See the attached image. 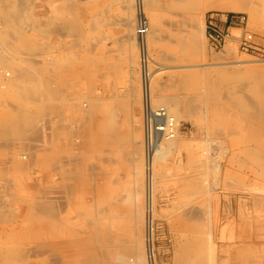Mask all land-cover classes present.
<instances>
[{"label":"rangeland","instance_id":"rangeland-1","mask_svg":"<svg viewBox=\"0 0 264 264\" xmlns=\"http://www.w3.org/2000/svg\"><path fill=\"white\" fill-rule=\"evenodd\" d=\"M124 1L0 0V31L9 32L5 39L14 44L7 41L10 43L8 44L5 39L0 38V70H10L12 75L15 74L12 68L6 66V64L10 65L9 61H13L14 58H11L14 56L17 65L23 68L27 65L28 68L25 69L28 71L30 69L29 72L45 67L48 60L44 59L56 56L65 62V71L67 68L68 74L62 76L65 80L69 78L70 80L67 81L73 85L72 88L68 86L69 89H66L69 93L65 91L68 99L77 101L73 104L78 107L68 114V117L71 116L70 122L66 124L67 127L65 126L66 134L71 137L73 146H66L67 148L62 150L59 143L54 142L56 141L54 138H58L57 132L52 134L55 127L51 133L52 126L47 125L49 123L47 113L35 111L42 97L31 96L32 100H30L28 98H31V94H25V99L22 94L20 95V88H27L24 85L27 81L22 80L17 89L16 87L2 89L0 86V132L6 129L11 133V137L9 131H5L8 134L0 133V139L2 138L0 140L2 166H0V264H93L87 257L88 254L91 256L96 251L98 254L104 252L107 255L105 251L109 252L108 250L118 254V248L127 249L133 245L135 235H139L141 245L145 244L144 216L147 212L139 50L134 44L137 55L135 62L132 63L129 60V53L133 45L126 40L128 30L124 27L127 19H134L131 34L135 37L136 10L131 8V5L133 2L132 7H135L136 0ZM255 1L260 12V21L257 25L251 23L248 12H236L246 13L249 18V29L264 39V8L262 9L264 0ZM155 2L158 6L156 10L161 18V26L155 43L149 44L151 56L156 63L154 67L156 76L153 80L154 103L161 106L164 94L181 98L178 105L183 117L180 119V134L186 141L192 142V146L183 148L180 154L172 150L164 162L166 168L160 175H163L162 178L158 176L153 218L155 264H192L199 261L202 264H264V169L261 170V167L256 165L255 158L248 157L243 152L235 155V152L238 153L235 128L241 127V124L236 122L235 113L242 112L235 107V100L240 99L238 95L241 93L246 95L250 93L238 87L243 80L235 78V73L222 75L220 71L223 68L229 70L230 65V69L235 68V63H227V61L253 59L258 62L260 58L242 54L239 50L236 56L228 54L227 44L238 46L235 39L228 40L221 51L212 50L205 35V17L211 10H207L202 15L192 7H172L167 4V0H155ZM66 4H72L73 8L71 5L70 10ZM17 8L18 14L23 16H17L18 14L15 13ZM13 12L18 17L15 20L18 22L16 27L18 32L31 37L27 42L28 49L25 46L19 47L17 55L13 39L16 33ZM32 19L35 24L32 23ZM69 19L73 20V23ZM64 22L66 27L72 23V29L76 26L78 28L71 29L72 31L68 29L69 27L66 29L63 27ZM49 23L57 27L53 33L46 34L45 29ZM53 27L52 30L55 29ZM237 34L238 32L235 31L234 35ZM192 39L196 41L191 44ZM133 43H136V40ZM47 44L54 49L49 50ZM8 51L12 52L11 57L7 54ZM33 52L35 54L31 55ZM6 54L9 57L5 56ZM32 56L34 57L32 61L31 58L28 60ZM223 56L227 57L224 59L226 63L222 59H215ZM24 58L32 65L34 62L37 66V61L42 65L39 64L40 66L35 68L27 60L26 63ZM3 60H6L5 64ZM66 62L71 65H66ZM159 67L166 68L160 70ZM248 73L259 76V80L264 81V64L255 63ZM1 80L0 77V85L3 82ZM209 81H212L214 86H210ZM131 82L136 84L139 94L140 103L136 104L135 112L141 122L131 123L129 128L132 131L136 129L135 133L139 135L138 141L142 142L137 148L139 154L131 153L128 144L123 141L122 144L114 143L115 145L113 142L109 145L111 141H103L94 123L100 121L103 114L86 112L85 108H80L86 103L90 105L88 102L91 100L90 97L96 96L98 92L107 98L113 94L119 95L124 104L126 89L128 90ZM157 83L165 87L162 92L158 89ZM69 94L72 96L70 97ZM8 101L17 108L16 106L12 108ZM110 102L111 100L108 103ZM191 106L196 109H192ZM14 108L16 110H13ZM42 113L47 117H41ZM40 119L42 121L40 123L44 122L46 126L44 123H37ZM118 119L119 130L122 131L120 134L123 133L124 136L128 132V126L122 122L131 120V117L125 113L122 116L121 112ZM254 120V126L255 124L262 126L256 119L252 122ZM92 122L95 126L91 125ZM33 125L36 129L40 126L43 128L42 131L40 128L37 133V130H33ZM19 126L24 130L29 129L31 134L28 136L30 132L24 131ZM252 128L253 125L250 131ZM22 132H26L24 134L27 135L24 136V140L20 137ZM42 134L45 138H42ZM16 136H18L17 140L13 139ZM50 136L52 141L47 142ZM263 136H260L255 144L263 141ZM261 152L264 155V149H261ZM24 153H30L27 159L31 160L29 163L19 158ZM62 158L74 162L72 166L70 164L64 166V169L71 167L70 169L74 171H72L74 179H66L73 188L67 194L63 188L65 183L62 182L63 174L61 176ZM135 158L140 160L134 161ZM238 158L244 159V164L245 160L247 163L240 166ZM19 159L25 163L22 165L24 170H20L17 165L18 162L22 163ZM3 167L6 168L5 171ZM138 169L141 175H137ZM159 169L157 165V172ZM191 175L200 179L203 184L201 189L192 190V186L188 185L189 181L186 179ZM261 191L263 192L258 195ZM33 201L41 203L49 201L54 207V212L52 211L51 216L39 217L41 220L38 216L29 219L26 210ZM138 210L139 219L136 221L134 215ZM68 216L70 220L73 218L72 223L66 222L65 225L63 223L69 219ZM94 216L98 217L94 219ZM53 221L55 227L57 223L59 224V230L55 227H53L55 230H50L48 224ZM66 226H71V229ZM60 227L62 230L64 228V231L61 232ZM70 230L74 233L71 234ZM104 232L107 234L104 235ZM105 257L100 258L101 264L108 263L109 258Z\"/></svg>","mask_w":264,"mask_h":264},{"label":"bare ground","instance_id":"bare-ground-1","mask_svg":"<svg viewBox=\"0 0 264 264\" xmlns=\"http://www.w3.org/2000/svg\"><path fill=\"white\" fill-rule=\"evenodd\" d=\"M6 1V0H5ZM24 1V0H23ZM29 1V0H28ZM126 1V0H125ZM124 1V2H125ZM132 1V0H131ZM135 1V0H134ZM158 1V0H157ZM68 2V1H67ZM128 2V1H127ZM22 3V2H21ZM26 3V2H25ZM170 4L172 7L173 6H176V7H192V8H195L196 10H198L202 15L207 11V10H218V11H223V12H236V11H246L249 13L250 15V21L251 23H253L254 25H257L260 21V12L258 10V7H257V2L255 0H167V4ZM135 4V7L133 5V2H132V5H131V8H134L136 10V20H135V23H136V26H135V29L137 27V23H138V17H139V11H141L142 13L145 14L146 18L148 19V22H149V25H150V29H149V32L148 34L146 35L145 37V41H146V44L149 48V44H153L155 43L156 41V38H157V35L159 34V29H160V26H161V18L159 16V13H157V10H156V7H158L155 2V0H136V2L134 3ZM168 4V5H169ZM32 5H33V2H32ZM72 4H66V6L70 7ZM130 6V4H129ZM128 6V8L130 9V7ZM263 6V5H262ZM29 7V6H28ZM33 7V6H32ZM56 7V6H55ZM63 7V6H62ZM67 7V8H68ZM73 8V5L71 6ZM71 7H70V10H71ZM127 7V5H126ZM22 8V7H21ZM25 8V6H24ZM30 8V7H29ZM59 8V7H58ZM66 8V7H65ZM264 7H262L263 9ZM26 9V8H25ZM7 10V9H6ZM20 10V9H19ZM68 11H70L69 9H67ZM63 11V10H62ZM264 11V9H263ZM67 12V11H66ZM18 14V8H17V11L15 12ZM20 13V12H19ZM61 13V12H60ZM14 14V12H13ZM12 13L10 14V16L13 15ZM67 15V13H66ZM18 17L19 16H23L21 14H18L17 15ZM16 17V14H14L12 16L13 20H17ZM64 18V17H63ZM31 19V17H30ZM34 19V18H33ZM32 19V20H33ZM72 19V18H71ZM126 19V18H125ZM19 20V19H18ZM31 20V21H32ZM36 20V19H35ZM53 20V19H52ZM150 20V21H149ZM56 21V20H55ZM69 21H73V20H70ZM133 21L134 19L132 18H129L127 19V21L125 22L124 24V27L128 30V33L126 35V40L130 42V44L132 43V48H131V51L129 53V60L134 63L136 58L135 56L137 55V52H136V47L134 46L137 45L138 47V39H137V36H136V30H135V37L133 34H131V29L133 27ZM10 22V20H9ZM67 22V21H66ZM32 23H34V20L32 21ZM68 23V22H67ZM73 23V22H72ZM72 23H70V25H68L67 27H69L68 29H72ZM17 24L18 22H14V29H16L17 27ZM35 24V23H34ZM33 24V27H35V25ZM54 24V22H53ZM64 26L63 27H66L65 26V22L63 23ZM2 25V24H1ZM31 25V24H29ZM55 25V24H54ZM52 25V23H49L47 24V27L45 29V33L48 34V33H53V31L56 30V27ZM75 25V24H74ZM38 27V25H36ZM54 26V27H53ZM76 26V25H75ZM74 26V28H75ZM21 27V26H20ZM52 27L54 30H52ZM66 27V29H67ZM76 28H78L76 26ZM75 28V29H76ZM25 29V28H24ZM35 29V28H34ZM40 29V28H39ZM44 29V28H43ZM51 29V31L49 32V30ZM75 29H72V30H75ZM30 30V29H29ZM42 30V29H41ZM71 30V31H72ZM203 33V31H202ZM10 33L5 31V32H2L0 31V38L2 39H5L8 37ZM56 34V33H55ZM45 35V34H44ZM14 42H15V50H16V55L17 53H19V49L22 47V46H25L27 47L28 49V46H27V42L31 40V37L30 35H26L24 33H19L18 30L16 29V33H15V36H14ZM38 39V38H37ZM159 39V38H158ZM136 40V43H133L135 42ZM195 40V39H194ZM193 39L191 40V44L192 42L194 41ZM6 43L10 42L8 40H6ZM8 41V42H7ZM196 41V40H195ZM33 42V40H32ZM38 42V41H37ZM128 42V43H129ZM1 43V42H0ZM11 43V42H10ZM8 43V44H10ZM12 45H14L13 43H11ZM30 44V43H29ZM36 44V43H35ZM157 44V43H156ZM195 44V43H194ZM197 44V43H196ZM4 44H2L3 46ZM33 45V44H32ZM37 46V45H36ZM47 48L49 50H51L53 48V46L47 44ZM130 46V45H129ZM4 47V46H3ZM2 47V48H3ZM20 47V48H19ZM1 48V47H0ZM19 48V49H18ZM39 48V47H38ZM130 48V47H129ZM5 49V47L3 48ZM54 49V48H53ZM129 50V49H128ZM226 50H227V53L232 55V56H236L237 52H238V48H237V45H234V44H227L226 46ZM31 52V50H29ZM2 52L6 53V51L2 50ZM10 55V51H8ZM23 52V51H22ZM21 53V51H20ZM24 53V52H23ZM22 53V54H23ZM26 53V52H25ZM220 53V52H219ZM5 55L7 57H9L8 55ZM31 54V53H30ZM35 53L33 52L31 55H34ZM37 54V53H36ZM27 55V53H26ZM25 55V56H26ZM29 55V54H28ZM30 55V56H31ZM49 56V54H47ZM216 55V54H215ZM22 56V55H21ZM220 56V54H219ZM11 57V55H10ZM27 57V56H26ZM39 57V56H38ZM213 57V56H212ZM4 58V57H3ZM14 58V59H13ZM23 58V56H22ZM31 58V61H32V58H34L33 56L32 57H29L28 60H30ZM36 58V57H35ZM2 59V58H1ZM9 59V58H8ZM11 59H13V61H9V64H6L7 67H10V69L12 68V70L14 71L15 74L12 75L11 71L10 70H6V71H3L2 69L0 70L1 73H3V76H7V74H9V77L7 80L3 81V85H4V88L5 87H19V83L23 80V82L27 81V83H24V85L27 87V88H20V95L22 94V97H24L25 94H31L30 97H36V96H41L42 100L40 101L41 103L37 104L36 107H35V111H43V112H46L47 115H48V119L49 120V123L48 124H51L52 128L50 130H52L54 127L53 130H55L53 132V130L51 131L52 134H55L58 135V138H54V141L55 143H59L60 145V148L63 150V148H67L66 146H73V143H72V139L71 137L69 136V134L67 133L66 134V124L70 122L69 118L71 117L69 115L68 117V114L75 108L78 109V107H76L73 102L74 101H70L68 99V96L66 94V92H68L66 89H69L68 86H70V88H72L71 86V83H69L70 81H67V80H70L69 78L68 79H64V77L62 76V74H68L67 72V68H66V71H65V62H62L61 59H58L56 56H50L49 58L47 59H44V60H48V62L46 63V66L45 67H39V69L37 68L38 66L42 65V63H39L38 64V61L36 62L37 63V66L34 65V62H33V65L30 63V61H28L27 59V62H29L33 67L37 68V70L33 69L31 70L32 72H29L27 69L25 68H28L27 65L24 66L25 68L21 67V66H18L17 63L15 62L16 60V57H12ZM38 59V58H36ZM215 59H222L224 62L226 60L224 59H227V57L223 56V57H219V58H215ZM25 60V58H24ZM25 60V62H26ZM35 61V59H33ZM40 60V59H39ZM4 61V60H3ZM6 61V60H5ZM5 61H4V64H5ZM41 61V60H40ZM39 61V62H40ZM20 62V61H19ZM26 62V63H27ZM3 63V62H2ZM28 63V64H29ZM75 63V62H74ZM77 63V62H76ZM226 63V62H225ZM227 63H235V68L234 69H230L231 65L229 66V70L228 69H220L222 75H228L229 73H235V78H238V79H241L243 80L242 82H240V85L238 86L239 88L244 89L246 91H248L250 94L249 95H246V94H239V100H235V107L239 110H241L242 112L239 113V112H236L235 113V118H236V122H239L241 124V127L240 129L238 128H235V138H237V141L238 143L236 144L237 148H238V153L235 152V155L236 154H239L240 153H244L246 156L248 157H251V158H255V163L257 166L261 167V170L262 168L264 169V155L263 153L261 152V149H264V140L263 141H260L258 144H255V141H259V137L260 136H263L264 135V81L262 80H259L260 77L259 76H254V75H251L248 73V71L251 69V66L254 65L255 63L257 64H264V60H258V62L256 60H253V59H248V60H237V61H227ZM67 64H70L68 62H66V65ZM95 64V63H94ZM98 64V63H97ZM215 64V63H214ZM219 64V63H218ZM24 65V64H22ZM71 65V64H70ZM76 65V64H74ZM158 65V64H157ZM207 65V64H206ZM69 66V65H68ZM204 66V65H203ZM218 66V65H216ZM224 67V65H222ZM227 66V65H226ZM67 67V66H66ZM105 67V66H104ZM219 67V66H218ZM42 68V69H41ZM161 68V67H159ZM166 68V67H164ZM164 68H161L160 70H164ZM228 68V66H227ZM245 68V69H244ZM69 69V68H68ZM166 70V69H165ZM230 70H233V71H230ZM65 71V73H64ZM70 71V70H68ZM133 71V70H132ZM70 73V72H69ZM66 74V75H67ZM107 74V73H106ZM72 75V74H71ZM134 76V75H133ZM155 72H154V77H155ZM154 77H153V80H154ZM230 77V76H229ZM210 78V77H208ZM20 79V80H19ZM182 79V78H181ZM231 79V78H230ZM73 80V79H72ZM2 81V80H1ZM181 81V80H180ZM183 81V80H182ZM215 81V79H214ZM184 82V81H183ZM215 84L217 83L216 81L214 82ZM214 83L211 81L208 82V84L210 86H214ZM70 84V85H69ZM163 84V83H162ZM136 84L134 82H131L130 83V86L128 88V90L126 89L127 91V94H126V99L124 98L123 100H126V102H124V104L121 102V99L122 97H120L119 95L118 96H115L113 94V96L107 98L104 94L102 93H97L96 96H92L89 98L90 101H88V99L86 101H88L90 103V105H88L87 103L86 104H82L83 106H81L80 108L83 109L85 108V110H87L86 112L90 111L91 113L94 112V113H97L99 112L103 114V118L100 120V121H95L94 123L96 124V126L98 127V133H99V136H101V139H103V141H111L109 143V145L113 142V144H119L121 143L122 144V141L123 143L125 144H128V147L130 150L131 153H136V154H139V149L138 146H139V143H142L141 141L139 142V135L136 134V129H133V131L129 128L131 127V123H140L141 121H139L137 115H136V112H135V107H136V104H139L140 103V100H139V94L137 93V89H136ZM182 85V84H181ZM184 85V84H183ZM1 86V85H0ZM21 86V85H20ZM28 86H31V88H29ZM77 86V85H76ZM159 86V87H158ZM96 87V86H95ZM139 87V86H138ZM157 87L159 90H163V87L161 86V84L157 83ZM162 87V88H161ZM183 87V86H182ZM161 88V89H160ZM165 88V87H164ZM186 88V87H185ZM3 89V88H2ZM221 89V88H220ZM152 90H153V83H152ZM66 91V92H65ZM184 91V90H183ZM69 93V92H68ZM105 93V92H104ZM40 94V95H39ZM107 94V93H106ZM70 95V94H69ZM111 95V94H110ZM72 95H70L71 97ZM32 97L31 98H28L30 100H32ZM25 99V97H24ZM36 99V98H34ZM153 99H154V94H153ZM181 98H178V97H175V96H169V95H163L162 96V105L165 106L169 112L175 117V119L177 120L179 126H180V119H182V114L178 108V105L180 103V100ZM201 99V98H200ZM29 100V101H30ZM111 100L110 103H108L109 101ZM113 100V102H112ZM116 100V102H115ZM83 101V100H82ZM108 101V102H107ZM190 101V100H189ZM188 101V102H189ZM199 101V100H198ZM77 101H75L74 103H76ZM2 103V102H1ZM8 103H10L8 101ZM191 103V102H190ZM189 103V105H191ZM160 104V103H158ZM193 104V102H192ZM14 104H11L10 103V106L15 107L13 106ZM157 105V103H156ZM199 105V104H198ZM75 106V107H74ZM80 106V105H79ZM140 107V106H139ZM192 109H194L195 107L191 106ZM17 108V106H16ZM16 108H14L13 110H16ZM198 108V107H197ZM19 109V108H18ZM196 109V108H195ZM23 109L21 108V111ZM191 110V109H190ZM222 110V109H221ZM19 111V110H17ZM20 111V112H21ZM78 111V110H76ZM75 111V112H76ZM84 111V110H83ZM137 111V110H136ZM23 112V111H22ZM32 112V111H31ZM74 112V113H75ZM89 112V113H90ZM122 112V116L123 114L125 113V115H130L131 117V120L129 121H125L122 122L123 124L125 123L127 126H128V129H127V134H125L124 136L122 134H120L122 131L119 130V115L121 114ZM131 112V113H130ZM191 112H194V111H191ZM30 113V112H29ZM77 113V112H76ZM75 113V114H76ZM20 114V113H17V115ZM71 114V113H70ZM47 115H44L42 113V116L41 117H47ZM74 117V115H72ZM78 116V115H77ZM192 116V115H191ZM79 117V116H78ZM89 117H90V114H89ZM141 117V116H140ZM20 118V117H19ZM56 118L58 120H56ZM91 118V117H90ZM21 119L23 120V118L21 117ZM25 119V118H24ZM41 119H44V118H41ZM40 119L39 122L37 123H40L42 122ZM75 119V118H74ZM253 119H256L258 124H262V126H254V122L255 120L252 122ZM141 120V118H140ZM25 121V120H23ZM45 121V120H43ZM93 121V120H91ZM122 121V120H121ZM72 122V121H71ZM44 123V122H43ZM43 123H40V124H43ZM74 123V122H73ZM92 122L89 123L93 126L94 124ZM23 124V123H22ZM71 124V123H70ZM94 124V126H95ZM121 124V123H120ZM253 125V128L251 129L250 131V128H251V125ZM36 125V124H35ZM35 125H33V127L35 128ZM39 125V124H38ZM37 125V126H38ZM23 126V125H22ZM44 126L45 123H44ZM43 126V127H44ZM58 126V127H56ZM66 126V127H65ZM21 127V126H19ZM18 127V128H19ZM32 127V128H33ZM91 127V126H90ZM137 127V126H135ZM8 128V127H7ZM23 127H21L22 129ZM30 128V129H32ZM33 130H37L36 132L38 133V129H40L41 127L38 126V129H34ZM46 128V127H45ZM44 128V129H45ZM48 128V127H47ZM46 128V129H47ZM50 128V127H49ZM92 128V127H91ZM134 128V127H133ZM43 128H41V131H42ZM70 129V128H69ZM24 130V128H23ZM28 130V131H27ZM27 130H24V131H27V132H30L29 129ZM32 130V131H33ZM49 130V131H50ZM138 130V129H137ZM7 131L6 129L3 131H1L0 133L2 132H5ZM9 131V130H8ZM7 131V132H8ZM246 133H245V132ZM21 132V130L19 131ZM34 132V131H33ZM71 132V131H70ZM125 132V131H124ZM6 133V132H5ZM4 133V134H5ZM10 133V131L8 132ZM6 133V134H8ZM26 132H22L21 134V138H23V140L25 139L24 136L26 134H24ZM41 133V132H40ZM44 133V132H43ZM50 133V134H51ZM62 133V134H61ZM141 133V132H140ZM228 133V132H227ZM31 134V132L28 134V136ZM60 134V135H59ZM72 134V133H71ZM33 135V134H32ZM44 134H42L43 136ZM122 135V136H121ZM141 135V134H140ZM4 136V135H3ZM2 136V137H3ZM7 138L9 137L8 135H5ZM23 136V137H22ZM38 136V135H37ZM72 136V135H71ZM1 137V135H0ZM5 137V138H6ZM10 137H11V133H10ZM18 136H16L15 140H17ZM27 137V135H26ZM39 137V136H38ZM264 137V136H263ZM262 137V138H263ZM31 137H29V140H30ZM35 138V136H34ZM42 138H45V136H43ZM52 138H53V135H52ZM2 139V138H1ZM0 139V140H1ZM10 139V138H9ZM33 139V138H32ZM50 140L47 141V142H50L52 141L51 139V136L49 138ZM77 139V138H76ZM100 139V138H99ZM100 139V140H101ZM142 139V138H141ZM19 140H22V139H19ZM18 140V141H19ZM27 140V139H26ZM262 140V139H260ZM12 141V140H10ZM263 142V143H262ZM54 143V144H55ZM54 144H51V146H53ZM106 144V143H104ZM112 144V145H113ZM114 144V145H115ZM58 145V144H57ZM64 147H63V146ZM2 147H5L4 145H1ZM47 146V145H46ZM50 146V147H51ZM144 146V142H143V145ZM192 146V142L191 141H186L180 134V130L177 131L176 135L173 137V138H170V139H165L162 144L159 146V148L157 149L156 153L154 154L153 156V161H152V166H153V184H152V190H151V193H150V197H148V194H147V191H146V209H150V216H147V213H146V216L145 217V244L144 245H141V242H140V237L139 235H135L134 236V240H133V245L127 249H119L118 248V254H115V253H112L111 250H108L109 252L105 251L106 253H108L107 255H105L104 252H101V253H97L96 251H94L91 256L88 254L87 257H89L91 259V261L93 262V264H101L100 262V258H106L105 256H107V259L109 258V261L107 264H155V260H154V248H153V218H154V215H155V190L157 189L156 186L157 184L159 183L158 182V176H160L162 174V171L164 170L165 171V160H166V157L169 153H171L172 150L176 151L177 154H180L182 153V149L183 148H190ZM263 147V148H262ZM47 148V147H46ZM49 149V147H48ZM126 149V150H127ZM44 150V149H43ZM48 151V150H47ZM128 152V153H130ZM22 153V152H21ZM20 153V154H21ZM31 153V152H30ZM29 153V155H30ZM43 153V152H42ZM53 153V152H52ZM175 153V154H176ZM25 154V153H24ZM34 154V153H33ZM49 154V153H48ZM73 154V152H72ZM109 154V153H108ZM19 155V153H18ZM31 156L34 157V155L31 154ZM120 156V155H119ZM176 156V155H175ZM29 157V156H28ZM23 157V154L19 157V158H22L23 161L24 160H27L28 159ZM68 157V156H67ZM70 157V156H69ZM107 157V156H106ZM35 158V157H34ZM65 158V156H64ZM69 159V158H68ZM20 160V159H19ZM36 160V159H35ZM34 160V162H35ZM61 160V159H60ZM117 160V159H115ZM121 160V159H120ZM140 158H135L134 161H139ZM21 161V160H20ZM28 161V160H27ZM31 161V160H30ZM28 161V163L30 162ZM33 161V160H32ZM58 161V160H57ZM68 161V162H67ZM65 161L63 158L62 160L60 161L61 163V166H62V173H61V176L63 174V177L64 178L62 180V182H65L64 183V189L67 191L66 194L70 191H72V184L68 183L67 180H71L72 178V174H74L73 170L70 169L71 167H68L70 170L67 169H64V166H68L69 164L73 165V163H71V160H67ZM122 161V160H121ZM120 161V162H121ZM144 161H145V156H144ZM22 162V161H21ZM19 164L18 167L21 168L20 170H24L23 166L22 165H25V163H20L18 162ZM105 163V162H103ZM238 163L240 166H244L247 162L245 160V164H244V159L242 158H238ZM121 164V163H120ZM28 165V164H26ZM30 165V164H29ZM71 165V166H72ZM112 165V164H111ZM159 166V171L157 172L156 170V166ZM1 166V165H0ZM2 167V166H1ZM26 167V166H25ZM145 167V165H144ZM5 167H3L2 169L5 171L4 169ZM23 168V169H22ZM28 168V167H27ZM105 168V167H104ZM139 168V167H138ZM141 169V168H140ZM140 169H138L139 174L137 175H141L140 173ZM145 169V168H144ZM73 171V172H72ZM163 171V172H164ZM196 175V174H195ZM163 176V175H162ZM162 176H160L162 178ZM262 176V175H261ZM263 177V176H262ZM144 178H145V170H144ZM67 179V180H66ZM74 179V178H72ZM164 179V177H163ZM162 179V180H163ZM160 180V183H161V179ZM187 181H189V184L188 185H191L192 186V190L195 188L198 189H201L200 187L203 186V184H201V182L199 181L200 179H198L197 176H194V175H191L188 179H186ZM186 181V182H187ZM163 182V181H162ZM185 182V183H186ZM164 183V182H163ZM184 183V184H185ZM229 183V181H228ZM63 184V183H62ZM145 184V183H144ZM187 184V183H186ZM232 185V184H231ZM146 186V185H144ZM186 186V185H185ZM184 186V187H185ZM191 186H189L191 188ZM75 189V188H74ZM119 189V188H118ZM232 189V188H231ZM115 190V189H114ZM117 190V189H116ZM264 190V189H263ZM119 191V190H118ZM186 191V190H184ZM189 191V190H188ZM187 191V192H188ZM257 191V190H256ZM260 191V190H259ZM117 192V191H116ZM249 192V191H248ZM252 192V191H251ZM263 191L261 192H258V195H260V193H262ZM119 193V192H118ZM264 193V192H263ZM257 194V192H256ZM70 195V194H69ZM137 196V195H136ZM134 196V197H136ZM66 197V196H65ZM64 197V198H65ZM260 197V196H259ZM42 198V197H41ZM63 198V197H62ZM67 198V197H66ZM115 198V197H114ZM57 199V198H56ZM20 200V199H18ZM23 200V199H22ZM39 200V199H38ZM44 200V199H42ZM49 200V198L47 199ZM67 200V199H66ZM135 200V198H134ZM13 201V200H12ZM54 201V200H53ZM61 201V200H60ZM59 201V202H60ZM15 202V201H14ZM21 202V201H20ZM19 202V203H20ZM4 203V202H3ZM17 203V202H16ZM28 203V202H27ZM65 203V202H63ZM7 205V204H6ZM13 205V204H12ZM61 205V204H60ZM110 206V205H109ZM13 207H15L13 205ZM12 207V208H13ZM18 207V205H17ZM9 208V207H8ZM111 208V206H110ZM139 208V207H138ZM137 208V209H138ZM54 207L53 205L47 201H43L42 203L41 202H34L33 203H29V206H28V209L26 210L27 212V215L26 216H29V219L30 218H36L38 216V219L39 217H44V215H48V216H51V213H53ZM177 209V208H176ZM6 211V210H5ZM53 211V212H52ZM14 212V211H12ZM134 212V211H133ZM138 213H135L134 215V219L137 221L139 219V210L137 211ZM147 212V211H146ZM193 212V211H192ZM5 213V212H4ZM7 213V211H6ZM6 213H5V216H6ZM196 214V212H194ZM200 213V212H198ZM16 214V213H15ZM8 215V214H7ZM14 215V214H13ZM10 216V215H9ZM47 216V218H48ZM71 216V215H70ZM81 216V215H80ZM104 216V215H103ZM102 216V217H103ZM2 217V215H1ZM12 217V216H11ZM14 217V216H13ZM59 217V216H58ZM95 217H98V216H94V219H96ZM106 217V216H105ZM108 217V216H107ZM3 218L4 217V214H3ZM7 218V217H6ZM27 218V217H26ZM45 218V217H44ZM69 218V216H68ZM75 218V217H74ZM194 218V217H193ZM53 219V218H52ZM55 219V218H54ZM73 219V218H72ZM72 219L70 220L67 219V221H64L63 224H65L66 222H71ZM92 219V217H91ZM102 219V218H101ZM41 220V219H39ZM38 220V221H39ZM59 220V219H58ZM66 220V219H65ZM70 220V221H68ZM93 220V219H92ZM25 221V220H24ZM29 221V220H28ZM61 221V220H60ZM96 221V220H95ZM50 222V221H49ZM52 222V221H51ZM57 222V221H56ZM63 222V220L61 221ZM72 223V222H71ZM70 223V225H71ZM94 223V222H93ZM83 224V223H82ZM96 224V222H95ZM135 224V223H134ZM49 226L48 227H51V231L52 229L55 230V229H58L59 230V224L57 223V227H55L54 225V221L53 223H50L48 224ZM66 225V224H65ZM68 225V224H67ZM91 225V224H90ZM55 227V229L53 228ZM70 228L71 229V226H66V228ZM107 228V227H105ZM135 228V227H134ZM46 229V228H45ZM49 229V228H48ZM203 229V228H202ZM77 230V229H76ZM107 230V229H106ZM60 231H64V228L62 230V227H60ZM68 231V229L66 230ZM135 231V229H134ZM138 231V229H137ZM139 232V231H138ZM70 233H72V231L70 230ZM102 233V232H101ZM109 233V232H108ZM107 234L104 232V235ZM108 238V237H107ZM84 239V238H83ZM62 240V239H61ZM89 241V240H88ZM131 241V240H130ZM132 242V241H131ZM71 243V242H70ZM128 243V242H127ZM61 244V243H60ZM132 244V243H131ZM117 245V244H116ZM129 245V244H128ZM81 246V245H80ZM73 250V249H72ZM50 251V250H49ZM72 252V251H71ZM70 255V253H69ZM86 256V255H85ZM66 257V256H65ZM205 257V256H204ZM18 258V257H17ZM22 258V257H21ZM62 258V257H61ZM64 258V257H63ZM85 257H82V259H84ZM194 258V257H193ZM25 259V258H24ZM23 259V260H24ZM17 260V259H16ZM61 260V259H60ZM79 260H81L79 258ZM197 260V258H196ZM195 260V261H196ZM83 261V260H82ZM100 261V262H99ZM22 262V261H21ZM191 262V261H190ZM103 264V263H102ZM192 264H202L200 261L198 263H192ZM211 264V263H210Z\"/></svg>","mask_w":264,"mask_h":264},{"label":"built area","instance_id":"built-area-1","mask_svg":"<svg viewBox=\"0 0 264 264\" xmlns=\"http://www.w3.org/2000/svg\"><path fill=\"white\" fill-rule=\"evenodd\" d=\"M149 29L148 19L144 13L139 11L136 36L141 74L145 185L148 197H150L153 184L152 161L154 154L165 139L173 138L179 130L181 132V126L169 110L165 106H157L154 103L152 83L156 63L145 41ZM235 31L238 32L237 35H234ZM205 35L210 48L214 51L223 50L228 40L235 39L238 44L237 48L242 54L264 60V39L249 29V18L244 12L218 10L208 12L205 17ZM0 77L2 81H5L9 74L3 76V73L0 72ZM1 87L4 88L3 82H1ZM28 155L27 153L23 154L24 159ZM146 211L147 216H150V209H146Z\"/></svg>","mask_w":264,"mask_h":264}]
</instances>
